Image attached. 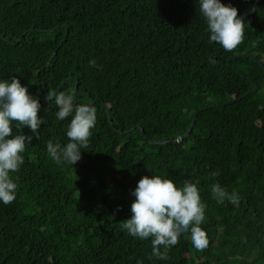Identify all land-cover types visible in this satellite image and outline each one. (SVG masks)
<instances>
[{
  "label": "trees",
  "instance_id": "16d2710c",
  "mask_svg": "<svg viewBox=\"0 0 264 264\" xmlns=\"http://www.w3.org/2000/svg\"><path fill=\"white\" fill-rule=\"evenodd\" d=\"M221 2L246 24L233 51L209 42L197 0H0V81L18 78L44 120L39 139L22 130L33 139L11 173L16 200L0 201V264H264V0ZM49 90L97 110L75 165L47 153L49 140L70 142L72 119L56 118ZM153 175L198 181L206 249L184 233L168 259H149L151 238L121 228ZM214 183L239 204L217 203Z\"/></svg>",
  "mask_w": 264,
  "mask_h": 264
},
{
  "label": "clouds",
  "instance_id": "9594fccd",
  "mask_svg": "<svg viewBox=\"0 0 264 264\" xmlns=\"http://www.w3.org/2000/svg\"><path fill=\"white\" fill-rule=\"evenodd\" d=\"M198 10L206 21L210 33L209 42L218 43L225 51H233L244 41L245 22L238 15V9L225 5L221 0H197ZM256 9H252L255 11ZM209 62L215 64L213 58ZM89 67H97L96 60L89 61ZM47 99L53 101L58 111L56 118L65 120L72 116L67 126L68 142H47V153L57 165L76 164L81 159V148H87L92 129L97 120V110L88 103L74 106L72 93L49 90ZM40 101L34 98L27 87L15 76L11 81H0V201L10 205L16 200L19 178L16 173L24 164L23 153L26 145L31 144L33 136L24 135L22 130L28 127L39 139V128L44 120L38 116ZM19 130L13 134V125ZM13 137V138H9ZM217 176V172L210 174ZM211 194L217 203L225 200L239 204V195L229 193L219 183L211 185ZM132 195L131 218L121 222V228L128 235L146 240L151 238L152 253L149 259L169 258V250L174 247L184 233H190L192 245L199 251L207 248L209 240L201 227L205 220L206 205L202 202L198 181L185 180L182 187L160 175L144 176ZM163 248V251L161 249ZM139 264V262H138Z\"/></svg>",
  "mask_w": 264,
  "mask_h": 264
},
{
  "label": "water",
  "instance_id": "95a60500",
  "mask_svg": "<svg viewBox=\"0 0 264 264\" xmlns=\"http://www.w3.org/2000/svg\"><path fill=\"white\" fill-rule=\"evenodd\" d=\"M32 32H36V31H35V30H32ZM37 32H41V31L39 30V31H37ZM20 42H21V40L18 41V43H20ZM236 57H240V56H236ZM229 62H230V60H229ZM257 63H258L263 69H264V64H263L262 62H260L259 60H257ZM37 75H38V77H39V73H38ZM244 77L247 78L245 75H244ZM74 80L76 81V88H75V98H76V96H77V91H78V79L75 78ZM249 81H250L251 84L254 85V90H253L251 93H256L257 90H258V84H257L255 81L251 80V79H250ZM66 83H68V80L65 81V82L62 84V86H64ZM39 86H40V82H39ZM62 86L59 88V90L62 88ZM56 92H58V90H57ZM247 96H249V93H248V94H245V95H244L243 97H241V98H236V99H234L233 101H230V102L224 103L223 106H226V105H228V104H232V103H234V102L240 101L241 99H243V98H245V97H247ZM91 105H93V103H92ZM220 106H221V105L209 106V107L205 108L204 110L214 109V108H219ZM107 112L109 113L108 110H107ZM198 115H199V111L195 112V114H194V119H193V123H192L191 127L189 128V130H188L183 136H181V137H179L177 140H175V142H177V143H181L185 138H187V136L191 133V131L193 130V128H194V126H195V124H196V121H197ZM164 143H166V142H161V144H164Z\"/></svg>",
  "mask_w": 264,
  "mask_h": 264
}]
</instances>
